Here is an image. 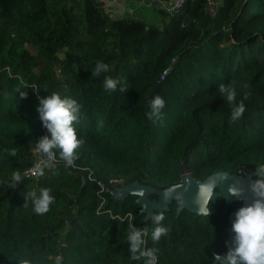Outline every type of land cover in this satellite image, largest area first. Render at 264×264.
Here are the masks:
<instances>
[{
  "label": "trees",
  "instance_id": "1",
  "mask_svg": "<svg viewBox=\"0 0 264 264\" xmlns=\"http://www.w3.org/2000/svg\"><path fill=\"white\" fill-rule=\"evenodd\" d=\"M171 1L151 3V17L127 9L114 17L101 0H0V264H143L128 259L126 230L150 231L152 217L138 195L113 193L136 181L165 189L183 180L184 168L198 180L264 171V0H214L215 15L208 0H185L170 14ZM98 61L109 70L96 76ZM105 76L123 79L127 91H106ZM220 83L245 105L238 120ZM52 92L79 103L83 143L73 165L54 155L28 178L36 141L50 136L37 105ZM156 95L165 103L153 122ZM13 171L21 181L10 188ZM114 175L122 181L110 183ZM33 188L53 196L44 214L25 201ZM240 206L219 196L207 215H177L175 200L163 211L168 232L146 247L159 249L157 264H211L228 250L229 216ZM127 213L131 220L115 216Z\"/></svg>",
  "mask_w": 264,
  "mask_h": 264
},
{
  "label": "clouds",
  "instance_id": "2",
  "mask_svg": "<svg viewBox=\"0 0 264 264\" xmlns=\"http://www.w3.org/2000/svg\"><path fill=\"white\" fill-rule=\"evenodd\" d=\"M109 65L104 62H97L92 74L99 76L102 72H107ZM103 86L106 91H116L124 93L128 86L121 78L105 76ZM218 92L231 104V120H238L245 105L242 101L232 103L235 100L236 91L231 83H220L217 86ZM24 96V92H20ZM244 99L248 98V93H243ZM164 99L160 95L154 96L149 101L150 112L148 117L156 122L163 116ZM39 118L50 136L46 135L36 141V149L44 154L48 159L58 155L65 162L66 166L73 165L76 159V149L83 143L82 138H77L74 122L78 121L80 105L70 96H61L58 92H52L39 98L37 105ZM58 150V151H54ZM21 181L18 172L13 171L11 179L5 183L14 188ZM250 189L254 193L251 203L240 206L235 212V219L231 229L235 233V247L226 251L223 257L219 253H214L211 257L212 264H264V171L258 172L257 178L250 184ZM230 194H236L230 188ZM30 200L33 211L37 214H44L49 210V205L53 201V196L47 188H33L27 190L25 201ZM163 212L155 211L151 222L154 227L149 231L146 228L132 229L129 222V229L126 230L125 239L130 242V261H141L143 264H157L159 249L155 246L146 247L147 240L158 242L160 238L168 232V228L162 223ZM18 264H34L33 260L22 259Z\"/></svg>",
  "mask_w": 264,
  "mask_h": 264
},
{
  "label": "water",
  "instance_id": "3",
  "mask_svg": "<svg viewBox=\"0 0 264 264\" xmlns=\"http://www.w3.org/2000/svg\"><path fill=\"white\" fill-rule=\"evenodd\" d=\"M128 10L131 11L132 8L129 7ZM259 170L261 171L260 168H257L237 173L218 171L208 175L203 180H198L186 169V171H183L181 182L165 189H157L136 181L126 185L119 195L113 193V196L117 199H124L129 194L138 195L136 202L142 205L141 212L145 213L146 220L151 218L155 211L163 212L169 209L170 204L175 200L177 201V215L183 209L197 212L200 215H207L210 212L209 202H216L219 196L230 203L241 201V206L251 203L254 199V193L250 189V184L255 180L254 177ZM230 188L236 194H230ZM151 194H156L158 199H152ZM237 209L233 210L229 216L228 249L235 247V233L232 231L231 225L235 219ZM225 253L220 256L223 257Z\"/></svg>",
  "mask_w": 264,
  "mask_h": 264
},
{
  "label": "built area",
  "instance_id": "4",
  "mask_svg": "<svg viewBox=\"0 0 264 264\" xmlns=\"http://www.w3.org/2000/svg\"><path fill=\"white\" fill-rule=\"evenodd\" d=\"M101 2L103 3L102 5L106 7L108 12L120 8V4H121L117 0H101ZM151 2L155 6H157L160 3H162L161 0H151ZM184 3H185V0H172L169 4H165L166 10L170 14H173L174 12L178 11L179 9H181L183 7ZM207 9H208V11L210 12L211 15H215L216 14V4H215L214 0H208ZM165 73H166V71H165ZM36 152H37V150H36ZM56 161H57V159H56L55 156H53L52 159H48L46 156H44L42 159L39 158L38 162L36 164L32 165L31 167H29L28 169H26L24 171V176L28 177V178L29 177H35L42 171L43 167L46 166V164L48 162L52 163V162H56ZM89 178H91V175H89ZM121 181H122V179L118 178L115 175L112 176L110 178V180H109L110 183H119ZM98 183L101 186V190L104 189V184L101 183L100 181H98ZM103 202H104V197H103V200H102L101 204ZM115 216L117 218H119V219H124L126 217H128L130 220L132 219V214L131 213H127L124 217H122L121 215H115Z\"/></svg>",
  "mask_w": 264,
  "mask_h": 264
},
{
  "label": "crops",
  "instance_id": "5",
  "mask_svg": "<svg viewBox=\"0 0 264 264\" xmlns=\"http://www.w3.org/2000/svg\"><path fill=\"white\" fill-rule=\"evenodd\" d=\"M117 1H119V3L121 4L125 3L127 10L129 9V7H131L132 10L130 12L135 15H138V14L145 15V14L151 13V9H150L151 3H152L150 2L151 0H117Z\"/></svg>",
  "mask_w": 264,
  "mask_h": 264
},
{
  "label": "rangeland",
  "instance_id": "6",
  "mask_svg": "<svg viewBox=\"0 0 264 264\" xmlns=\"http://www.w3.org/2000/svg\"><path fill=\"white\" fill-rule=\"evenodd\" d=\"M151 2V1H150ZM124 4V5H123ZM123 4H120V8H118V9H115V10H113V11H110V13L114 16V17H117V16H120L121 14H124L125 13V9H126V4L125 3H123ZM122 6V7H121ZM150 9H151V13L150 14H147V16H149V17H151L152 15H154V13H156V9H155V7H153L152 5H151V7H150ZM117 10V11H116ZM153 18H149V20H152ZM37 155H38V159L40 158V159H42L45 155L44 154H42V153H40V152H38L37 151ZM48 165L49 164H51V163H47ZM46 164V165H47ZM183 171H185V168H184V170Z\"/></svg>",
  "mask_w": 264,
  "mask_h": 264
},
{
  "label": "bare ground",
  "instance_id": "7",
  "mask_svg": "<svg viewBox=\"0 0 264 264\" xmlns=\"http://www.w3.org/2000/svg\"><path fill=\"white\" fill-rule=\"evenodd\" d=\"M185 171H186V169H185Z\"/></svg>",
  "mask_w": 264,
  "mask_h": 264
}]
</instances>
